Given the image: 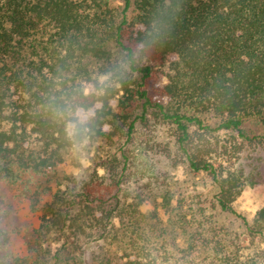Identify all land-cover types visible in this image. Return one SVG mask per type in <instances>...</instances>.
<instances>
[{"label":"trees","instance_id":"trees-1","mask_svg":"<svg viewBox=\"0 0 264 264\" xmlns=\"http://www.w3.org/2000/svg\"><path fill=\"white\" fill-rule=\"evenodd\" d=\"M121 1L0 0V178L51 179L84 141L114 147L108 166L121 165L108 199L87 187L72 199L56 195L29 253L0 264H67L84 238L120 246L125 256L136 251L125 264H264V207L252 223L236 212L239 174L218 171L190 131L241 134L245 120L264 126V0ZM165 65V83L150 94ZM150 120L173 129L191 170L216 187L217 208L242 221L241 233L214 224L188 230L179 213L164 221L156 207L146 214L140 199L126 200L128 147ZM170 204L165 198L162 208ZM143 222L156 234L155 253ZM52 233L56 249L44 240Z\"/></svg>","mask_w":264,"mask_h":264},{"label":"rangeland","instance_id":"rangeland-1","mask_svg":"<svg viewBox=\"0 0 264 264\" xmlns=\"http://www.w3.org/2000/svg\"><path fill=\"white\" fill-rule=\"evenodd\" d=\"M109 1L115 7H122L121 0ZM156 70L158 73L148 83L150 94L153 93V86L165 83L169 74L166 65ZM190 131L204 145H201L206 150L204 157L212 161L218 171L224 175L239 174L240 193L233 207L252 223L259 209L264 207V126L245 120L241 134L235 130L207 132L196 126H191ZM128 151L134 162L124 184L126 200L140 199L144 213L150 214L156 207L164 221L179 213L188 230L200 229L201 224L206 228L214 224L222 233L229 234L244 230L239 218L217 208L214 199L216 187L207 174L191 170L172 128L154 125L153 120L140 124ZM115 152L114 147L105 143L84 141L68 151L65 163L51 179L26 174L21 181L12 184L0 178V261L11 253L20 256L29 253L28 247L34 242L35 230L39 228L42 216L48 214L56 195L72 199L75 193L86 191L87 187L99 189L108 199L111 194L105 187L111 183L112 174L121 169L118 164L114 172L108 166ZM110 186L115 193V186ZM94 192L93 196L97 195ZM165 198L171 203L168 211L162 208ZM115 222V228L121 229V222L118 219ZM144 222L143 232L149 239L147 245L155 253L156 234L151 233ZM59 237L52 233L47 234L44 240L48 241L47 244L52 243L51 249H56L60 247L57 243ZM165 239L167 241L163 245L172 249L170 240ZM77 243L73 246L78 249L66 258L67 264H125L129 259L137 258L136 251L125 256L120 246L110 242L84 238ZM182 244L179 242V245ZM108 256L114 258L107 260Z\"/></svg>","mask_w":264,"mask_h":264}]
</instances>
